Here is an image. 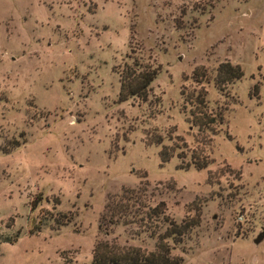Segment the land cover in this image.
I'll return each instance as SVG.
<instances>
[{"label": "rangeland", "instance_id": "374dc122", "mask_svg": "<svg viewBox=\"0 0 264 264\" xmlns=\"http://www.w3.org/2000/svg\"><path fill=\"white\" fill-rule=\"evenodd\" d=\"M134 59L159 71L141 105ZM165 218L198 221L182 264H264V0H0V264L152 252Z\"/></svg>", "mask_w": 264, "mask_h": 264}, {"label": "trees", "instance_id": "16d2710c", "mask_svg": "<svg viewBox=\"0 0 264 264\" xmlns=\"http://www.w3.org/2000/svg\"><path fill=\"white\" fill-rule=\"evenodd\" d=\"M158 73L157 68L144 65L137 59H134L130 65L125 64L120 73L119 101L136 100L139 105L146 103L150 96L151 84ZM201 76L204 75L201 74ZM242 76L243 72L238 66H233L228 62L222 63L216 70L214 85L221 90L226 85L240 80ZM200 100L203 101V98ZM201 101L195 102L201 106ZM201 114L202 112H200ZM203 116L206 117V114ZM219 121L221 122V120ZM198 125L199 127L203 126L201 122ZM173 153L172 147L163 146L159 152L161 162H168ZM200 161V163L196 162L195 158L192 157L191 163L198 170L207 168L208 163L204 159ZM164 211V203H160L151 209L152 215L156 216L164 214ZM148 216L151 217V214L149 213ZM165 219L168 222V227L163 235L158 237L159 240L154 251L145 252L139 248L120 249L107 243L98 242L94 247L90 264H182L183 258L173 255L172 251L181 244L183 237L192 227L197 225L198 221L193 218L177 225L173 220ZM166 239L171 240V246L164 242Z\"/></svg>", "mask_w": 264, "mask_h": 264}, {"label": "water", "instance_id": "95a60500", "mask_svg": "<svg viewBox=\"0 0 264 264\" xmlns=\"http://www.w3.org/2000/svg\"><path fill=\"white\" fill-rule=\"evenodd\" d=\"M264 239V228H262V231L257 235V237L254 239L255 244H259Z\"/></svg>", "mask_w": 264, "mask_h": 264}]
</instances>
